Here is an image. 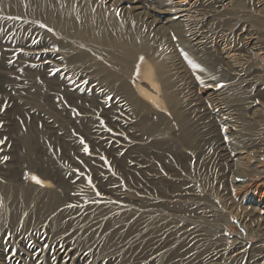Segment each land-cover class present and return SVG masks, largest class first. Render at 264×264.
Wrapping results in <instances>:
<instances>
[{"label":"rangeland","instance_id":"374dc122","mask_svg":"<svg viewBox=\"0 0 264 264\" xmlns=\"http://www.w3.org/2000/svg\"><path fill=\"white\" fill-rule=\"evenodd\" d=\"M45 1L110 5L127 19L118 0ZM21 2L20 14L0 10V198L7 190L11 209L0 217V264H264V174L234 175L220 150L264 101V52L250 47L264 30L243 20L253 34L238 40L214 15L199 24L206 47L184 48L144 26L170 56L165 73L144 55L108 71L31 15L34 0ZM229 31L241 65L224 57ZM208 58L214 73L199 69Z\"/></svg>","mask_w":264,"mask_h":264},{"label":"bare ground","instance_id":"6f19581e","mask_svg":"<svg viewBox=\"0 0 264 264\" xmlns=\"http://www.w3.org/2000/svg\"><path fill=\"white\" fill-rule=\"evenodd\" d=\"M34 1L36 2V7L35 10L30 11L31 15L41 17L47 29L53 30L54 33L59 36L69 38L73 47L91 53L95 59L99 56H103L105 63H107V67H103L108 71H111L115 66L124 67L123 57L126 59H136L137 56L144 55L153 60L156 68L161 73H165L167 60L170 56H163L162 54L156 53L155 48L157 47L146 37L142 29L144 26L151 28V32H153L156 37L158 36L161 38L169 34L175 36L178 43L184 48L206 47V44H204L206 34L200 31L199 24L203 23L204 20L208 22L210 20L209 17H213L214 15L215 17L217 16L223 24L230 25V31H233L235 27L236 31H241L238 33V40H244L247 35L250 38L253 34L248 32V29L245 33L246 26L245 24H241L243 20L247 22L251 29L258 28L264 30V0H122L121 2L118 0L116 8L119 7L127 17V19L125 18L122 20L115 16L114 12L108 7L110 5H93L89 2H85L77 9L74 8L72 3L65 4L64 1L56 2L52 6L48 5L45 0ZM126 3L129 4V6H126ZM257 4L259 6L263 4V6L259 8V6H255ZM204 6H214V14L203 11L202 8ZM23 8L24 6L21 0H0V10H2V12L20 14L23 12ZM171 14H175V16ZM230 31L225 34H218L223 43V47L221 48H225L224 53L226 54L224 57L230 58L232 61L235 59L237 64L239 63L241 65L243 64L239 57L241 54L235 52V49H230L239 48V46L228 37L229 33H231ZM185 38L189 41H186ZM257 38H259V36L256 37V40H254L253 37L251 38L252 46L250 47L256 48L257 46L256 50H262L264 52V41L259 42ZM248 46V44L245 45L246 48H250ZM203 65L204 66H199L202 73L209 71L214 73L213 68H215V61L212 58H208L207 63ZM239 79L243 80L245 76H241L240 74ZM250 84L248 86H250ZM208 89H213L215 92L216 88L215 86H206L205 90ZM214 92H210L207 96H211ZM167 97L169 101H173L170 95ZM252 112L257 113V116L253 117L252 121L249 123L245 124L240 120H236L238 129L233 132V134L236 135L235 142L220 141V150H223L224 158L234 167L233 174L237 176L246 174L255 175L256 173L258 175L264 174V166L259 160V158L264 156V101L261 102L259 111L255 108ZM156 128L157 127L153 125L147 126L149 136L160 138L168 137V132L166 130H159ZM248 135L249 138H254H252L250 146H248L247 149L242 150L240 146L233 147L234 144L239 145V142ZM256 135L259 136L257 137L258 139L255 138ZM28 141L30 140H28L27 137L23 139L26 145V154L30 155L31 147ZM231 144H233V146H231ZM250 154H257L255 156L257 158L256 164L252 166L249 164ZM1 193L0 217L11 210L10 205L8 206L5 202L9 192L3 190ZM53 200L57 202L58 198L53 195ZM258 201H260V198ZM262 207L264 208V205ZM213 225L215 226L216 223L214 222L211 224V226ZM242 247L243 246H238L237 248ZM242 252L243 250H239L234 254L240 255Z\"/></svg>","mask_w":264,"mask_h":264},{"label":"snow or ice","instance_id":"6c2138e0","mask_svg":"<svg viewBox=\"0 0 264 264\" xmlns=\"http://www.w3.org/2000/svg\"><path fill=\"white\" fill-rule=\"evenodd\" d=\"M86 151H87V149H85ZM34 179H35V177H34Z\"/></svg>","mask_w":264,"mask_h":264}]
</instances>
